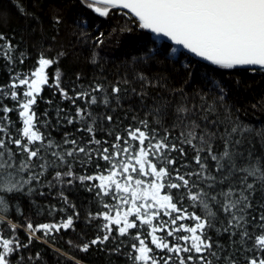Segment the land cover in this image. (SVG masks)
Returning <instances> with one entry per match:
<instances>
[{
    "label": "snow or ice",
    "instance_id": "6c2138e0",
    "mask_svg": "<svg viewBox=\"0 0 264 264\" xmlns=\"http://www.w3.org/2000/svg\"><path fill=\"white\" fill-rule=\"evenodd\" d=\"M80 3L101 17L109 16L111 9L119 10L139 29L167 37L175 45L182 46L219 69L245 68L264 72V0H80ZM55 22L60 23L59 17ZM120 30L130 32L132 27L125 23ZM102 36L103 33L96 38V46L103 44ZM5 40L4 35L0 34V41ZM13 48L11 42L6 41L0 45V54L10 58ZM172 52H176V49L173 48ZM156 54H159L158 50L151 49L145 58ZM57 62V58H46L41 53L34 71L23 78L19 75L14 77L6 86L9 91L0 88V96L10 95L17 102L22 121V128L18 130L20 137L13 138L7 131L8 125L2 121L8 120L7 114L14 109L6 105L0 109L5 114L0 117V133L4 134L0 136V194H3L0 195V209L7 207L6 195L23 191L33 181L40 183L49 169L64 167L66 171H55V182L71 185L74 180L81 183L98 180V185H92L98 189L97 195L103 193L104 196L118 199L122 205L130 204L126 211L117 208L114 217L109 213L116 205L104 204L109 211L96 215L107 222L103 225L106 234L84 244L82 251L108 241L111 225L117 226L120 236L128 235L129 230L139 226L144 228L145 235L151 237V245L155 249L175 254L178 264H213V258L216 264L221 259L224 264H238V260L233 259L236 252L241 253L244 264H264V204H253L256 192L264 193V153L254 155V146L248 149L247 156L239 150L246 140L252 143L250 137L258 138L261 149H264V127L256 129L234 115L225 102V91L221 85H215V96L197 93L198 103L189 101L181 89V100L175 106L171 130L165 128L162 136L157 128L149 130L148 122L141 120L139 124L142 127L129 125L124 129V135L110 132L114 140L102 142L96 139L97 121L103 119L112 123L113 116L97 117L90 109L98 104L108 107L113 100L119 105L121 92L128 90L122 89L121 85H129L130 82L125 78L107 87L96 83L89 90L77 92L73 98L60 86V71L57 68L53 74V84L60 95L71 99L74 105L77 100L85 104V107L76 106L75 116L67 117V123H82L83 127L77 131L90 136L81 144L76 139H68L69 134L66 133L64 140L57 143L40 132L36 126V113L32 111L42 86L49 83L46 69ZM92 62L95 63V59ZM136 78L142 86H155L142 74ZM21 86H26L22 100L21 94L15 91ZM131 92L141 97L146 94L144 91L137 93L136 88H131ZM153 115L159 124L164 111L156 109ZM177 127L178 135L173 137L172 131ZM217 142L223 145L222 150L216 148ZM8 144H14L17 151L13 152ZM104 144H108V147H104ZM186 148L194 153L192 161L196 169L181 172L182 168L189 169L191 166L188 163L177 166L178 158L172 153L186 157ZM93 154L107 162L108 175L77 176L72 170L73 162H89ZM122 154H128V158L121 160L119 157ZM17 155H22L18 166L15 160ZM241 160L247 163H238ZM209 161L214 162V170L209 167ZM97 167L100 165L97 164ZM25 172L26 178L22 175ZM130 173L150 179L145 184L144 180L134 179ZM121 176L124 177L123 183L117 179ZM172 190L177 191L173 193ZM28 191L32 192L33 188L28 187ZM121 193L123 195H116ZM186 201L190 202V207L198 208L200 214L189 212L184 207ZM64 202L68 203L67 197H64ZM253 210L255 215H252ZM74 215L78 216V213ZM89 215L92 218V214ZM161 215L167 216L168 220H160ZM154 220L157 223L154 224ZM184 221L192 223L189 225ZM73 224V216L60 223L35 227L29 222L26 225L29 243L37 238V232L43 231L48 236L53 231L68 230ZM250 225L259 232L250 231ZM17 227L10 223L13 232ZM210 230L227 234L234 251L222 256L227 249L218 241H213L208 235ZM158 232L165 235L158 236ZM168 237H172L175 243H171ZM134 239L139 244L132 245L135 254L129 253L133 264H161V261L170 264L173 260L171 255L160 259L152 255L153 248L145 243L139 231ZM181 241L184 243L181 244ZM237 244L239 248H235ZM27 246L15 238L0 235V264H11L10 257Z\"/></svg>",
    "mask_w": 264,
    "mask_h": 264
},
{
    "label": "trees",
    "instance_id": "16d2710c",
    "mask_svg": "<svg viewBox=\"0 0 264 264\" xmlns=\"http://www.w3.org/2000/svg\"><path fill=\"white\" fill-rule=\"evenodd\" d=\"M57 17L60 19L58 24L55 22ZM125 23L132 27V31L120 30ZM101 33H103L101 37L103 44L96 46V38ZM0 34L6 38L5 41H0V45L10 41L14 46L10 58L0 54V88L4 91H9L6 86L13 81L14 77L19 75L23 78L38 67L41 53L46 58L58 59L56 64L46 69L49 83L42 86L36 103L32 106V111L37 117L36 126L40 132L57 143L64 140L66 133L69 134L68 139H76L81 144L90 139L88 133L77 131L78 128L83 127L82 123H67V117L75 116L76 106L85 107V104L82 100H77L74 105L71 99H65L60 95L53 84V74L57 68L60 71V86L73 98L77 92L89 90L90 86L96 83L107 87L125 78L130 82L129 85H121L122 89L128 90L121 92L119 105L113 100L108 107L98 104L90 109L97 117L113 116L112 123L103 119L97 121L96 139L102 142L114 140L110 132H119L124 135V129L129 125L142 127L139 124L141 120L148 122L149 130L157 128L162 136L165 128L171 130L174 109L181 100V89L189 101L195 100L198 103L197 93L207 94L209 97L217 95V92L213 91L216 84L224 88L225 102L234 115L238 116L243 123L256 129L264 127V72H253L245 68L219 69L211 63L197 60L179 51L173 45L159 41L147 30L139 29L128 20V17L120 14L119 10L111 9L109 16L101 17L82 5L80 0H0ZM173 48L176 49L174 53ZM151 49L158 50L159 54L145 58L146 53ZM59 53L63 55L58 56ZM22 57L23 63H21ZM93 59L95 63L92 62ZM138 74L153 81L155 86H142L136 78ZM131 88H136L137 93L144 91L146 94L143 97L133 94ZM25 90L26 86L15 89L21 94V100ZM5 105L14 110L7 114L8 120L2 123L8 125L7 131L13 138H19L18 130L22 128V121L18 115V104L11 99L10 95L0 96V109ZM156 109L164 111L159 124L153 115ZM4 115L0 110V117ZM178 132L177 127L172 131V136H177ZM3 135L0 133V136ZM249 139L252 143L249 144L246 140L239 149L245 156L248 149L253 146L255 147L254 155L264 153L258 138L250 137ZM103 146L108 147V144ZM8 147L13 152L17 151L14 144H8ZM216 148L222 150L223 145L217 142ZM186 151L188 153L186 157H179L177 153H172L178 158L177 166L180 163H188L191 166L189 169L182 168L181 172L196 169L192 161L194 153L187 148ZM119 158L126 160L128 154H122ZM21 159L22 155L15 157L17 166ZM208 163L214 170V162ZM238 163L244 164L247 161L241 160ZM97 164L100 165L99 168ZM107 167H109L107 162L99 159L95 154L89 162L77 160L72 164V170L77 176L108 175ZM57 170L63 172L67 169L64 167L49 169L40 183L33 181L30 186H25L23 191L5 196L7 207L0 209V235L4 238H15L20 244L28 245L10 257L11 264H133L129 253L135 254L132 245L139 244L134 239L138 231L141 233V238L145 239V243L153 248L152 255H155L157 259L171 255L173 260L170 264H178L175 254L168 253L167 250L161 252L155 249L154 245H151V237L145 235L144 228L139 226L137 229L129 230L128 235L120 236L117 226L111 225L112 232L109 234L108 241L91 245L87 251H82L84 244L106 234L103 225L107 222L96 215L109 211L104 208V204L116 205V208H112L109 213L113 217L117 208L126 211L130 204L122 205L118 199L104 196L103 193L97 195L98 189L92 185H98V180L84 183L74 180L71 185L66 182L59 184L53 180ZM130 174L134 179L144 180L145 184L150 179L146 176H137L136 173ZM22 175L27 177L26 172ZM117 179L121 183L124 182L123 176ZM28 187H32L33 191L29 192ZM176 191L172 190L173 193ZM64 197H67L68 203L64 202ZM253 204H264V193L257 191ZM72 205L75 207L73 208ZM189 205L190 202L184 203V207L189 212L195 211L200 214L198 208ZM74 213H78V216ZM255 214L253 210L252 215ZM68 216H73L74 224L71 228L61 229L59 232L53 231L48 236H45L43 231L37 232V238H33L29 243L27 223L31 222L34 227L45 223H60ZM130 219L133 218L130 217ZM159 219L168 220V217L161 215ZM221 219H223L222 215ZM10 223L18 226L15 232L10 229ZM155 223L157 221L154 220ZM183 223L190 225L192 222L184 221ZM249 230L259 232V229H254L252 225L249 226ZM180 234L183 235V233ZM156 235L163 236L165 233L158 232ZM208 235L213 241H218L225 246L227 250L222 253V256H227L229 252L234 251L230 247L227 234H217L215 230H210ZM168 240L175 243L172 237H168ZM239 247V244L235 245V248ZM181 255L187 254L181 253ZM233 259H237L238 264H244L240 252H236ZM213 264H216L214 258ZM219 264H224L223 259L219 261Z\"/></svg>",
    "mask_w": 264,
    "mask_h": 264
},
{
    "label": "water",
    "instance_id": "95a60500",
    "mask_svg": "<svg viewBox=\"0 0 264 264\" xmlns=\"http://www.w3.org/2000/svg\"><path fill=\"white\" fill-rule=\"evenodd\" d=\"M125 12H127V10H124ZM150 34H152L153 36H155L159 41H163V42H167L171 45H173L176 49H178L179 51L185 53V54H188L190 55L191 57L197 59V60H200V61H203V62H207L205 60H203L202 58H199V57H196L194 54L192 53H189L186 49H183L182 46L180 45H175L174 42L170 41L167 37H163V36H158L154 33H152L150 30H147ZM207 63H210V62H207Z\"/></svg>",
    "mask_w": 264,
    "mask_h": 264
}]
</instances>
